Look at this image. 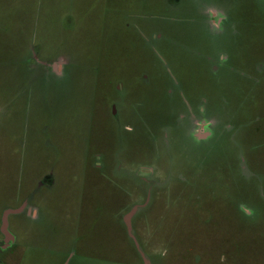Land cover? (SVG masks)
Masks as SVG:
<instances>
[{"label":"rangeland","instance_id":"obj_1","mask_svg":"<svg viewBox=\"0 0 264 264\" xmlns=\"http://www.w3.org/2000/svg\"><path fill=\"white\" fill-rule=\"evenodd\" d=\"M36 201L34 233L1 230ZM144 202L153 264H264V0H0V238L25 264H143Z\"/></svg>","mask_w":264,"mask_h":264},{"label":"flooded vegetation","instance_id":"obj_2","mask_svg":"<svg viewBox=\"0 0 264 264\" xmlns=\"http://www.w3.org/2000/svg\"><path fill=\"white\" fill-rule=\"evenodd\" d=\"M223 19L224 18H222L221 20L218 19L219 24L222 23ZM126 89L127 88L124 87L123 83H119L118 85H116V87L114 89V92L117 95L122 96L125 93ZM112 102H113L112 105L110 104V106L112 107V111L110 110V115L114 116L117 120H121L123 118L126 119V117L128 116L127 114L129 113L128 110H129L130 104L128 103L127 98L125 99V95H124V98L122 100H121V97H120V99H113ZM196 121H198V120H196ZM201 121H202L203 124H207L210 120L208 122L203 121V120H201ZM201 121H198L197 123L199 124V122H201ZM207 127L204 128L205 130L204 129L203 130L206 131ZM198 137L201 138V137H204V135L203 136L199 135ZM101 167H103V166H101ZM55 180H56L55 179V173L51 169L50 171L46 172L45 175L42 177V180L39 182V185H37V189L36 190H38V191L39 190H43V187H42L43 185H44L45 188L53 187L55 185ZM144 180H145V182L149 183V190L152 191V188L154 186V182H152L151 180L145 179V178H144ZM33 192L34 191H32V193H31V195L29 197H26V198L22 197V198L17 199L19 201V204L24 205L25 203L30 201L32 198H35L37 192L35 191L36 193H35L34 196L32 195ZM44 203L47 204V199L44 200ZM19 206H21V205H19ZM8 208L12 209V211L11 210H9V211L5 210L6 212L4 213L5 214L4 217L6 216V219L8 218V222L10 220V217L14 215L17 218L18 228L19 229L23 230L24 232L34 233V229L37 228L36 224H34V223H36V219H37L38 216H40L39 214H40V211H41L40 204H38L37 201H36V204L34 205V208H32L30 210L31 212L32 211L34 212L33 213L34 215L33 214L31 215V213H28V214L26 213L25 214L23 212L22 208H20L18 210L17 209H13V207H11V206H9ZM4 217H2V219H1L2 223L4 222L3 221ZM7 225L8 224H6L4 227L2 226L1 230L5 231V228H6ZM19 241L17 240L16 237H11V236H8V235L0 238V254L7 253V252H13V250L14 249L16 250V248L19 246V251L18 250L16 251V252H18V255H19V259H18V263L17 264H25L24 263L25 254H24L23 250H24L25 247H28L31 243L30 242H28V243L25 242L27 244V246H25L26 244H24L22 246V244H20ZM25 253H26V251H25ZM0 264H8V263H7L6 259H4L3 257L0 256Z\"/></svg>","mask_w":264,"mask_h":264},{"label":"water","instance_id":"obj_3","mask_svg":"<svg viewBox=\"0 0 264 264\" xmlns=\"http://www.w3.org/2000/svg\"><path fill=\"white\" fill-rule=\"evenodd\" d=\"M147 202L144 203H138L133 205V207L124 215V224L126 226L127 229V234L129 236V238L132 240V242L134 243L137 251L139 252L143 264H153L151 259L149 258V256L144 252V250L142 249L141 245L139 244L136 236H135V232H134V228H133V224H132V219L133 217L142 209L146 206ZM9 213V212H8ZM4 221V226L7 224V219L6 216L3 219Z\"/></svg>","mask_w":264,"mask_h":264},{"label":"trees","instance_id":"obj_4","mask_svg":"<svg viewBox=\"0 0 264 264\" xmlns=\"http://www.w3.org/2000/svg\"><path fill=\"white\" fill-rule=\"evenodd\" d=\"M140 212H138V214H139ZM137 216V215H136ZM128 238H129V236H128ZM129 240H130V242H131V245H132V240L129 238ZM238 241V240H237ZM237 241H236V244H235V246H234V248H233V252L234 253H241L240 252V249L238 248V247H236L238 244H237ZM221 247H224L225 248V252H223V254L219 257V259H227L228 258V256H230V254H231V252H232V247H230V245L229 244H225V245H220ZM133 249H135V247H133ZM134 253L136 254V249H135V251H134ZM206 253L208 254L207 256H208V260L209 261H211V263L213 264V252L212 251H210L209 253H208V250L206 251ZM202 255L201 254H199L195 259H194V263H197L195 260L196 259H200V257H201ZM141 260V259H140ZM235 261V260H234ZM193 263V264H194Z\"/></svg>","mask_w":264,"mask_h":264}]
</instances>
